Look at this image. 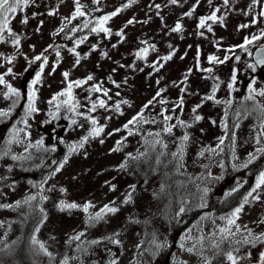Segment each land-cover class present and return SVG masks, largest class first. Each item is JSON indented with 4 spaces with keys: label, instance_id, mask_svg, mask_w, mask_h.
I'll use <instances>...</instances> for the list:
<instances>
[{
    "label": "rangeland",
    "instance_id": "374dc122",
    "mask_svg": "<svg viewBox=\"0 0 264 264\" xmlns=\"http://www.w3.org/2000/svg\"><path fill=\"white\" fill-rule=\"evenodd\" d=\"M80 3L86 15L66 19L74 13V0H34L10 22L20 45L14 46L7 33L0 43V75L21 93L19 99L6 98L8 89L0 85V111H10L0 117V264H22L18 254L33 200L24 201L35 197L37 187L46 199L34 235L37 243H29L34 264H231L228 252L237 264H264V242L255 238L264 235V187L258 190L259 200L248 195L264 171V153L256 151L264 147V114L259 110L264 97L246 99L250 84L257 92L264 90V70L252 59L264 37L247 45V51L239 47L246 37L264 32V0H228L227 5L224 0H178L175 5L170 0H136L129 7H124L128 0ZM118 9L105 24L111 35L90 31L95 20ZM214 11L217 21L198 28L200 18ZM24 17L27 24L21 22ZM86 20L93 22L88 28L83 27ZM177 22L182 25L179 33L171 31ZM121 30L122 37L116 35ZM145 47L147 58H137ZM169 54L171 60L161 59ZM37 55L46 56L48 64L34 86L39 111L26 118L29 85L41 64L34 60ZM210 55L229 59L210 64ZM9 57H14L12 63ZM157 61L163 64L159 71L151 67ZM208 68L212 72L204 71ZM233 71L236 81L229 90ZM64 72L69 81L89 75L93 79L73 89L83 115L61 107L59 118L53 119L49 112L55 106L48 101L66 88ZM96 85L101 91H91ZM214 85H219L215 100L221 103L203 99ZM181 97L182 109L177 107ZM100 99L106 107L89 111ZM162 112L173 119L165 121ZM139 114L142 120L128 124ZM195 115L202 119L195 121ZM85 116L96 119L104 131L69 155V146L78 145L93 127ZM177 119L192 126L163 132ZM185 133L188 141L182 140ZM65 157L67 163L57 172ZM147 173L134 192L139 177ZM61 202L78 207L61 210ZM88 203L92 207L85 212ZM105 206L117 211L90 219ZM241 206L235 224L229 225ZM224 228L230 232H221ZM249 231L251 243L245 244Z\"/></svg>",
    "mask_w": 264,
    "mask_h": 264
},
{
    "label": "snow or ice",
    "instance_id": "6c2138e0",
    "mask_svg": "<svg viewBox=\"0 0 264 264\" xmlns=\"http://www.w3.org/2000/svg\"><path fill=\"white\" fill-rule=\"evenodd\" d=\"M34 0H0V43L5 42V33H7L8 37L12 38V43L14 46L18 47L20 45V36L18 34H16L12 28L10 27V22L11 19L14 18V16L16 14H18V12L23 11L25 8H27L30 3H33ZM100 0H93V3L99 4ZM136 0H128V4L124 5V7H129L131 6V4L135 3ZM171 4L175 5L178 3V0H170ZM75 3V10L74 13L71 15L70 18H66V19H76L77 17H84L86 14L85 12L82 10L83 9V5H81L80 0H74ZM224 4L227 5L228 4V0H224ZM156 8H159L160 5H156ZM120 11V9H118L115 12H112L110 14L104 15L102 17H100L99 19L95 20L94 25L90 28L91 32L94 33H100L103 32L106 36L107 35H111V31L109 28L105 27V24L115 15L118 14V12ZM193 11H195V9L193 8L192 11H189L188 13H186L187 16H191ZM216 11H219V9H216ZM216 11H214L212 14H210L207 17H201L199 20V24H198V28H204L206 26V22L208 20L213 21L214 23L217 21V16H216ZM54 13L49 12V15H53ZM262 15H264V13H262ZM222 19V18H221ZM23 24H27L28 23V19L27 17H24L21 21ZM93 23L92 21L86 20L83 27L84 28H88L89 24ZM133 23L132 20L128 21V24ZM248 25H244L243 27H247ZM207 30L209 32L212 31V28L210 25L207 26ZM60 31H63V28L60 29ZM73 31H76V29H73ZM172 32H181L182 31V25L181 23L177 22L175 24V26L171 29ZM116 35L118 36H123V31H119L116 33ZM261 37H264V32H262L260 34V36H253L250 39L249 38H245L244 43L239 45L240 48L245 49V51H247V45L253 43L255 40L260 39ZM83 39H86V37L82 38L81 40H77L76 44L77 46H79L80 43L83 42ZM115 47V45H114ZM150 47L152 48V50H155V45H150ZM169 47H171V45H169ZM93 50H95V46H93ZM70 52H72L74 55H76L77 59L75 61L76 64H79L80 62V57L79 54L76 53L75 48L69 49ZM228 51H233V49H228ZM149 52V48L145 47L142 48L139 52L136 53L137 58L140 59H146L147 55ZM57 55V59H59L60 57V53L59 51H57L56 53ZM106 55V54H105ZM183 58V57H182ZM14 57H9L8 58V62L12 63ZM161 59L163 61H168L172 59V54H169L167 56L161 57ZM227 59H229V57H224L223 60H221L219 57L215 56V55H210L208 57V62L211 63H224ZM237 60H239V57H236ZM35 61H41V64L39 66V71L36 72L35 74V78L31 81L30 85H29V92H28V96H27V107L25 108V117L27 118L28 116H30L33 113H37L39 111V109L36 107V100H37V91L35 89V85L39 84L41 82L42 79V74L44 71V67L45 65L48 64V59L46 56L43 55H37L34 57ZM257 64H261L264 65V48H261L260 53L257 54V60H256ZM157 64H159V61H157L156 63L152 64L151 67H153L156 71H159L160 67H163V64H159V67H157ZM197 64H199V54L197 55ZM250 68H253V70H255V66L254 65H249ZM55 70V66H53V71ZM204 71L207 72H212L211 68L208 69H204ZM12 69L9 68L8 69V73L11 74ZM63 77L65 81H68L67 86L64 90L60 91L59 93H57L56 95H54L51 100L48 101L49 105H54L55 106V112H49V115L53 118V119H57L59 118V112L61 107H64L67 109V111H69L70 113H72L73 115H83V113H80L78 111V109L81 107L80 101H78L76 99V97L73 94V89L76 87H81L82 85L86 84L88 81L92 80L93 77L91 75H89L85 80H76V81H69V73L68 72H64L63 73ZM231 83H229L227 85V87L229 88V90L233 89V85L236 81V73L235 71H233V74L231 76ZM159 82V81H157ZM253 84L255 83V81L252 82ZM0 85H4L5 87H7L8 89V93L6 94V98H10V96L14 95L17 97V99L20 98L21 93L14 87H12L10 84H7L4 80V76L0 75ZM119 85H117L118 87ZM219 87V85H214L212 88V93L211 95L205 96L203 97L204 100H215V93L217 91V88ZM91 91H96L99 92L101 91V87L100 85H96L94 86ZM249 91V96L246 97V99L248 100H253L255 95H259L261 97H264V90H260L259 92L256 91V89H254L252 87V85H249L248 88ZM103 95L104 96H108V92L106 90L103 91ZM118 95V93H117ZM160 93H157V96H159ZM61 97H65V99H61ZM216 103H221V101L219 100H215ZM124 103H127V101H124ZM152 102L150 101L149 104H151ZM160 103H166V101L161 100ZM15 106V101L13 102V107ZM97 107L100 108H105L106 104L105 101L103 99H100L98 102H93L91 104V108L89 109V111H95ZM147 107V105L145 106ZM177 107H180L182 109L183 107V98L181 97ZM200 107V105H197L196 107H194L192 109L193 113L196 112L197 108ZM255 110V108L253 109ZM260 112L262 114H264V107H260L259 108ZM116 111H119V104L116 105ZM173 111H175V109H173ZM10 114V111H0V117H7ZM161 115H163V118L165 121H170L173 119L172 116L170 115H164L163 112L161 113ZM25 118L24 123L27 124V119ZM87 120H90L91 124L93 125L91 131H89L88 135L83 137V139L80 141V143L78 145L73 144L69 146V155H71L73 152L77 151L78 148L83 147L84 143L88 141V139L90 137H95V136H99L103 131V127H98L97 126V120L90 117V116H85L84 117ZM142 114H139L137 117H133L132 120L128 121V124H135L137 121L142 120ZM202 119V117L200 115H195L194 116V120L195 121H200ZM72 124H76L77 121L75 119H73L71 121ZM128 124H126L124 127L127 128ZM177 125L181 126V127H191V124L186 123L183 120H179L177 119L176 124H171V125H167L165 126L162 130L165 133H171L172 129L174 127H176ZM261 128H264V123L261 124ZM149 135H152V133H149ZM156 136H159L160 133L157 132L155 134ZM261 135H264V132L261 133ZM235 139V136L233 135V140ZM183 141H188L189 140V135L187 133H185L182 137ZM103 142V141H101ZM221 143H223V139H221L220 141ZM258 144L261 143L260 138H257L256 141ZM42 144V141L38 142ZM54 150V149H53ZM181 151H183V149L181 148ZM257 152L259 153H264V147H260L256 149ZM13 159H16L15 156L12 157ZM68 157H65V160L63 163L60 164V166L56 169V171H60L61 168H63L64 164L67 163ZM249 163H251V158L248 161ZM121 167H124V165H121ZM262 187H264V171H262L256 181V186L252 189V191L248 194L249 196H253L254 199L259 200V194H258V190L261 189ZM41 191H43V185L40 186ZM61 192H64L65 190L63 188L60 189ZM256 194V195H253ZM129 199L131 198V196L128 197ZM36 197L31 196L28 197L27 200L24 201V203H28L31 200H35ZM41 199H46V197H41ZM127 202V201H125ZM247 197L245 198V203H247ZM20 202H17V207H19ZM61 210L67 208V209H74L77 208L78 205L75 203H67L65 204L64 202H61L60 204ZM92 207V205L90 203L85 204L83 210L85 212H88V209ZM242 210V206L240 208H237L233 213H232V218L228 219V224L229 225H233L235 224V219L238 218V213H240ZM117 211V208L115 207H109V206H105V208L101 209L100 212L95 213L94 216H90L91 220H100L102 219L103 215L106 213H115ZM264 222V221H262ZM246 227V226H245ZM236 231L239 232L240 229L239 227L236 228ZM221 232H230V229L224 228L221 229ZM253 236V233L251 231L248 232V235L244 237L243 239V243L248 244L251 243V241L249 240V237ZM76 239H79V236L75 237ZM225 239H227V237H224ZM257 240H261L262 242H264V235L262 236H256L255 237ZM33 243H37L35 237H33ZM237 243H241V241H237ZM43 244H40V248L43 249ZM227 259L229 261H231V264H237V257L233 256L232 252H228L227 253ZM261 260L264 261V253H261Z\"/></svg>",
    "mask_w": 264,
    "mask_h": 264
},
{
    "label": "trees",
    "instance_id": "16d2710c",
    "mask_svg": "<svg viewBox=\"0 0 264 264\" xmlns=\"http://www.w3.org/2000/svg\"><path fill=\"white\" fill-rule=\"evenodd\" d=\"M47 179V178H46ZM148 179V173L142 174L141 177H139L137 181V185L134 189V192L139 190L145 181ZM247 187V186H246ZM245 188L243 187L241 191L243 192ZM40 189L37 187L35 190V197L36 199L33 200L32 204L30 205V215H29V221L26 226L25 232H24V237H23V242L22 245L19 249V261L22 264H34L32 261L31 253L29 250V243L33 239L34 235L36 234V231L41 225L44 214L43 210L41 209V205L43 204L41 197L39 196ZM240 192H238L239 194Z\"/></svg>",
    "mask_w": 264,
    "mask_h": 264
},
{
    "label": "water",
    "instance_id": "95a60500",
    "mask_svg": "<svg viewBox=\"0 0 264 264\" xmlns=\"http://www.w3.org/2000/svg\"><path fill=\"white\" fill-rule=\"evenodd\" d=\"M261 48H264V43L259 45L253 52H252V59L256 63L257 60V54L260 53ZM257 64V63H256ZM260 69H264V65L257 64Z\"/></svg>",
    "mask_w": 264,
    "mask_h": 264
}]
</instances>
